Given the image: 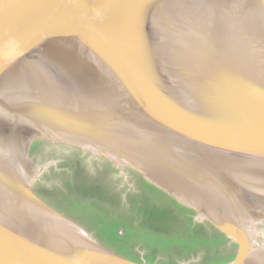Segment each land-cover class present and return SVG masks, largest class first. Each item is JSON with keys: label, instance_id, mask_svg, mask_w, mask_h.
<instances>
[{"label": "water", "instance_id": "water-1", "mask_svg": "<svg viewBox=\"0 0 264 264\" xmlns=\"http://www.w3.org/2000/svg\"><path fill=\"white\" fill-rule=\"evenodd\" d=\"M232 1L0 0V264H148L33 191L34 142L135 172L234 244L223 264H264V45L247 26L264 0Z\"/></svg>", "mask_w": 264, "mask_h": 264}, {"label": "rangeland", "instance_id": "rangeland-1", "mask_svg": "<svg viewBox=\"0 0 264 264\" xmlns=\"http://www.w3.org/2000/svg\"><path fill=\"white\" fill-rule=\"evenodd\" d=\"M28 157L42 198L123 257L148 264H223L234 258V244L129 169L124 177L108 162L44 142L31 146ZM261 226L264 231V221Z\"/></svg>", "mask_w": 264, "mask_h": 264}, {"label": "bare ground", "instance_id": "bare-ground-1", "mask_svg": "<svg viewBox=\"0 0 264 264\" xmlns=\"http://www.w3.org/2000/svg\"><path fill=\"white\" fill-rule=\"evenodd\" d=\"M232 3H233V6H234V9L240 10L241 13H245V14L249 15V13L252 11V6L250 7V4L247 2V0H233ZM261 7L258 9V6L255 4V9H257V13H258L259 17H252L251 21H250V17L248 16L247 26H250V30L252 32L251 35H250V33H248V35L251 36V40L256 39V41L258 43H260L261 46H262V45H264V44H262V43H264V17L262 16ZM226 9L229 10V7L227 6ZM231 9H233V8H231ZM259 10H260V13H259ZM231 30H233V26H231ZM62 50H63V48L50 49V50H47L46 52L50 54V53H55V52H61ZM215 53H216V51L212 54V57H215ZM59 56H60L61 59H59L58 55H57L58 60L55 63L57 65H59L60 67L61 66L63 67L64 63L61 62L63 56L62 55H59ZM4 145L6 146L7 149L13 148L12 145H7L5 143H4ZM10 154L12 155L13 158H15L12 153H10ZM12 166L14 168H15V166L18 167L19 170H21L20 168H22V172H23L22 176H24L26 174V170L23 167H21V164H20L19 160L18 161L17 160H15V161L13 160L12 161ZM258 211H260V210H258ZM254 215H256V212L254 213Z\"/></svg>", "mask_w": 264, "mask_h": 264}, {"label": "flooded vegetation", "instance_id": "flooded-vegetation-1", "mask_svg": "<svg viewBox=\"0 0 264 264\" xmlns=\"http://www.w3.org/2000/svg\"><path fill=\"white\" fill-rule=\"evenodd\" d=\"M35 143H39V142H34L31 146H33ZM44 143H47V144H49L50 146H54V145H52V144H50V143H48V142H44ZM30 146V147H31ZM30 147H29V150H28V154H29V151H30ZM57 147H59V148H64L65 146H57ZM66 148H68V147H66ZM70 151H72V152H77V150H74V149H71V148H68ZM97 159H100V158H97ZM100 160H103V161H105V162H108V163H110V165L112 166V167H114V168H116L120 173H124L123 175H124V177L126 176V173H125V168H120V167H116L113 163H111V162H109V161H107V160H105V159H100ZM127 169V168H126ZM131 171V170H130ZM133 172V171H132ZM133 173H135V172H133ZM136 174V173H135ZM79 180H80V182H81V180H85L86 181V179L85 178H83L82 176H80L79 177ZM78 180V181H79ZM98 180V179H97ZM103 180V179H102ZM106 180H109V182H108V184L110 183V182H112V180H111V178L110 177H107V178H104V180L103 181H106ZM99 181V180H98ZM144 181V180H143ZM144 183H147V182H145L144 181ZM148 184V183H147ZM150 185V184H149ZM150 186H152V185H150ZM153 187V186H152ZM32 189H33V191L40 197L41 195L39 194V192L37 191V189L36 188H34V187H32ZM41 193V192H40ZM42 200H44L43 198H42V196L40 197ZM45 201V200H44ZM46 202V201H45ZM47 203V202H46ZM48 204V203H47ZM52 207V206H51ZM54 208V207H53ZM55 209V208H54ZM66 216V215H65Z\"/></svg>", "mask_w": 264, "mask_h": 264}]
</instances>
